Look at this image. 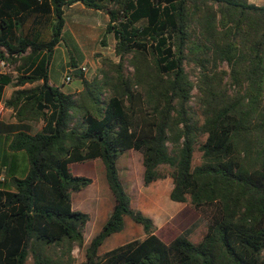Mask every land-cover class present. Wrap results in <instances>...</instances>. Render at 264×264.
I'll use <instances>...</instances> for the list:
<instances>
[{"label":"trees","instance_id":"trees-1","mask_svg":"<svg viewBox=\"0 0 264 264\" xmlns=\"http://www.w3.org/2000/svg\"><path fill=\"white\" fill-rule=\"evenodd\" d=\"M76 3L106 13L119 61L102 56L93 79L68 48L82 90L49 83ZM0 120L9 149L24 151L25 177L0 183V264H264V5L249 0H0ZM198 70L194 82L186 70ZM133 70L129 71L128 67ZM6 87L14 90L4 100ZM197 93L194 94V89ZM30 122L42 129L31 131ZM202 163L193 166L194 153ZM143 157L148 186L172 171L170 199L190 202L207 220L200 240L166 242L152 217L133 205L118 162ZM100 159L114 205L85 246L90 215L73 194L93 179L71 165ZM126 217L145 233L102 254Z\"/></svg>","mask_w":264,"mask_h":264},{"label":"rangeland","instance_id":"rangeland-1","mask_svg":"<svg viewBox=\"0 0 264 264\" xmlns=\"http://www.w3.org/2000/svg\"><path fill=\"white\" fill-rule=\"evenodd\" d=\"M257 5H264V0H249ZM67 30L64 32V39L59 50H56L49 68L50 80L58 87L68 93L77 88H82L80 78H73L70 83H65V61L74 59L81 61L82 55L75 47L72 30L77 32L78 45L86 58L85 76L93 79L102 66L101 57L109 56L114 61H119L115 55L116 40L113 34L107 35L106 45L102 44V39L106 35L108 16L104 12L85 8L83 4L66 8ZM72 20V22H71ZM68 48L72 50L69 55ZM100 52H103L99 54ZM83 60V61H84ZM16 65L10 64V70L15 71ZM129 71L133 69L127 65ZM186 70L190 78L196 82L198 70L192 64H186ZM10 71V72H11ZM13 88H7L5 96ZM194 94L197 93L195 88ZM202 163V152L196 149L193 158V166ZM120 175L128 188L133 199V205L143 211L146 215H151L157 226V233L166 242H170L176 236H184L192 242L201 239L206 230L207 220L197 211L190 202H174L169 195L173 187V180L170 176L171 169L164 167L166 177L148 186L143 183V157L139 151L130 150L120 156L118 162ZM73 174L86 175L93 179L92 184L81 192L73 194V206L90 215V221L85 229V246L82 249L76 248L74 255L77 262L85 260L86 248L91 240L99 233L103 227L114 205L113 195L108 187L105 178V170L100 159L87 161L84 163H74L71 165ZM145 233L140 224L135 223L131 218L126 217V225L122 232L109 237L102 247L100 254L144 236ZM117 242L111 247L113 241Z\"/></svg>","mask_w":264,"mask_h":264},{"label":"crops","instance_id":"crops-1","mask_svg":"<svg viewBox=\"0 0 264 264\" xmlns=\"http://www.w3.org/2000/svg\"><path fill=\"white\" fill-rule=\"evenodd\" d=\"M79 4H81V3H76L70 7H74V6L79 5ZM66 10L67 9H65V19H66ZM103 14L106 15V13H103ZM107 21H109V18ZM71 22H72V20H71ZM67 27H68V22L66 20L65 29H64L65 31L67 30ZM72 36L78 42L77 32L75 30H72ZM61 44L56 48V50L60 49ZM101 53H103V52H100L99 54H101ZM84 57H87V56L84 55ZM69 62H70V60L65 61V72L66 73L71 69ZM84 64H86V58L80 64L79 67L80 68L84 67L83 66ZM11 72L13 73L15 71H11ZM49 83L53 86H56L51 80H49ZM7 88H9V87H6L5 92L7 91ZM60 88L63 90L62 87H60ZM13 90L14 89H12L9 93H7L6 96L4 95V100L9 99L11 97ZM80 90H82V88H77V89L72 90L71 92H68V93H76ZM0 120L5 122V123H15L16 122V119L13 116V110L5 107L3 102L0 103ZM30 126H31V131H33V132H37V131H40L42 129V123L41 122H38V123L30 122ZM28 169H29V161H28L27 154L24 151L14 152V151L10 150L9 149V139H8L7 134H0V183L3 182V183L8 184L10 182V180L12 179V177H14V176H16L18 178H23L26 176ZM149 216L152 217L151 215H149ZM152 219H153V217H152ZM106 220H104V221L106 222ZM153 220H155V219H153ZM116 242H117V240L115 239V241H113V243L111 244V247Z\"/></svg>","mask_w":264,"mask_h":264},{"label":"built area","instance_id":"built-area-1","mask_svg":"<svg viewBox=\"0 0 264 264\" xmlns=\"http://www.w3.org/2000/svg\"><path fill=\"white\" fill-rule=\"evenodd\" d=\"M81 71H86L85 67L80 68ZM10 64L4 60L0 59V72H10ZM72 81V74L68 71V73L65 76L64 82L65 83H70Z\"/></svg>","mask_w":264,"mask_h":264},{"label":"water","instance_id":"water-1","mask_svg":"<svg viewBox=\"0 0 264 264\" xmlns=\"http://www.w3.org/2000/svg\"><path fill=\"white\" fill-rule=\"evenodd\" d=\"M75 73H80L81 72V69H77L74 71Z\"/></svg>","mask_w":264,"mask_h":264}]
</instances>
